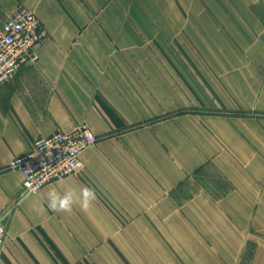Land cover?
Wrapping results in <instances>:
<instances>
[{"label":"crops","instance_id":"0c3cea01","mask_svg":"<svg viewBox=\"0 0 264 264\" xmlns=\"http://www.w3.org/2000/svg\"><path fill=\"white\" fill-rule=\"evenodd\" d=\"M20 6L49 38L0 84V264H264V0H0V27ZM83 124L78 172L23 193L9 162Z\"/></svg>","mask_w":264,"mask_h":264},{"label":"built area","instance_id":"2783aa9c","mask_svg":"<svg viewBox=\"0 0 264 264\" xmlns=\"http://www.w3.org/2000/svg\"><path fill=\"white\" fill-rule=\"evenodd\" d=\"M49 32L35 12L20 6L0 27V84L14 80L19 72L35 65L38 48ZM98 141L85 124L72 130H57L49 136H39L32 148L13 158L8 167L23 175V193H37L43 187L74 175L82 166L81 154ZM0 243L7 236V224L0 218Z\"/></svg>","mask_w":264,"mask_h":264},{"label":"clouds","instance_id":"9594fccd","mask_svg":"<svg viewBox=\"0 0 264 264\" xmlns=\"http://www.w3.org/2000/svg\"><path fill=\"white\" fill-rule=\"evenodd\" d=\"M96 200L95 189L83 186L76 190H67L61 193L55 188L47 192L48 207L57 213H71L74 206H79L80 210L87 212ZM2 231V229H0Z\"/></svg>","mask_w":264,"mask_h":264},{"label":"rangeland","instance_id":"374dc122","mask_svg":"<svg viewBox=\"0 0 264 264\" xmlns=\"http://www.w3.org/2000/svg\"><path fill=\"white\" fill-rule=\"evenodd\" d=\"M4 23L2 24V26L4 25ZM219 178H220L219 172H217L214 169H211V167H208V171L206 173H204V171H202V172H200L198 174H195L194 176H192L191 178H189L183 184V187H182V190H183L182 196L183 195L187 196L188 194L193 193L194 191H196L198 189H203V188H209L210 190H213L212 188L217 187V184H215L214 182H219L220 181ZM249 252H250V248L247 249V253L245 255V260L246 261H247V257L249 255ZM245 260H244V262H246ZM244 262H243V264H244Z\"/></svg>","mask_w":264,"mask_h":264},{"label":"trees","instance_id":"16d2710c","mask_svg":"<svg viewBox=\"0 0 264 264\" xmlns=\"http://www.w3.org/2000/svg\"><path fill=\"white\" fill-rule=\"evenodd\" d=\"M250 256V252H249V255H248V257ZM248 257H247V261L246 262H244V264H247L248 263Z\"/></svg>","mask_w":264,"mask_h":264}]
</instances>
